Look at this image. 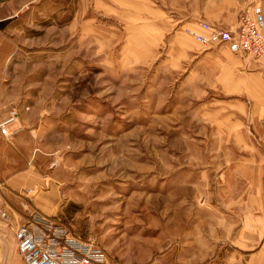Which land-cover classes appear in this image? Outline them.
<instances>
[{
  "label": "rangeland",
  "instance_id": "374dc122",
  "mask_svg": "<svg viewBox=\"0 0 264 264\" xmlns=\"http://www.w3.org/2000/svg\"><path fill=\"white\" fill-rule=\"evenodd\" d=\"M17 3L0 40V122L19 112L0 134V264H25L14 228L32 211L113 262L211 264L256 189L241 183L264 147V63L189 30L264 0Z\"/></svg>",
  "mask_w": 264,
  "mask_h": 264
},
{
  "label": "built area",
  "instance_id": "2783aa9c",
  "mask_svg": "<svg viewBox=\"0 0 264 264\" xmlns=\"http://www.w3.org/2000/svg\"><path fill=\"white\" fill-rule=\"evenodd\" d=\"M200 31L189 33L204 47L225 45L230 53L248 62L264 63V13L259 3L239 9L235 23L224 25L201 20ZM247 110L246 124L253 119ZM19 118L13 110L0 122V134L9 137L11 125ZM264 125V116L261 118ZM10 213L0 202V220L10 223ZM19 253L25 264H121L111 261L100 244L85 239L57 219L32 211L25 222L14 228ZM146 264H162L151 261Z\"/></svg>",
  "mask_w": 264,
  "mask_h": 264
},
{
  "label": "crops",
  "instance_id": "0c3cea01",
  "mask_svg": "<svg viewBox=\"0 0 264 264\" xmlns=\"http://www.w3.org/2000/svg\"><path fill=\"white\" fill-rule=\"evenodd\" d=\"M12 1L18 5L17 0H0V40L4 39L3 30L16 17L18 9L22 8L13 6ZM12 8L15 15H11ZM247 159L250 173L247 171L241 184L246 191L249 186L256 189L251 194L242 193L233 214L226 216L234 225L230 229L224 223L222 231L223 234L231 233L232 236L215 243L216 249L223 252L222 255H216L211 264H264V147L250 146Z\"/></svg>",
  "mask_w": 264,
  "mask_h": 264
}]
</instances>
